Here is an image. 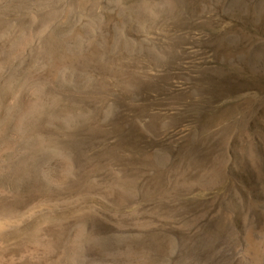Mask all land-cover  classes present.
Masks as SVG:
<instances>
[{
  "label": "rangeland",
  "instance_id": "obj_1",
  "mask_svg": "<svg viewBox=\"0 0 264 264\" xmlns=\"http://www.w3.org/2000/svg\"><path fill=\"white\" fill-rule=\"evenodd\" d=\"M0 264H264V0H0Z\"/></svg>",
  "mask_w": 264,
  "mask_h": 264
}]
</instances>
